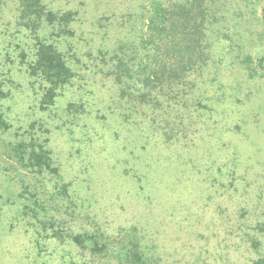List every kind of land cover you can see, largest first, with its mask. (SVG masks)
Here are the masks:
<instances>
[{"label":"rangeland","instance_id":"374dc122","mask_svg":"<svg viewBox=\"0 0 264 264\" xmlns=\"http://www.w3.org/2000/svg\"><path fill=\"white\" fill-rule=\"evenodd\" d=\"M178 1L184 0H44L53 10L78 12L72 40L78 76L61 106L74 95L87 111L79 107L84 121L72 132L53 131L50 146L62 179L46 175L37 189L39 180L14 177L0 161V264H124L70 237L97 229L105 236L137 235L152 264H254L264 254V247L257 252L245 241L264 222V38H257L264 34V0H247L246 8L243 2L241 26L232 17L227 26L235 40L258 39L244 51L251 60L240 65L232 40H215L211 66L201 77L194 72L206 106L185 112V126H155L147 111L134 121L121 116L115 83L96 66L100 49L106 55L125 43L128 50L135 37L143 51L154 9ZM16 16L14 2L0 0V64L9 67H21L24 36ZM21 83H12L14 113L32 102ZM127 240L109 247L117 250Z\"/></svg>","mask_w":264,"mask_h":264},{"label":"trees","instance_id":"16d2710c","mask_svg":"<svg viewBox=\"0 0 264 264\" xmlns=\"http://www.w3.org/2000/svg\"><path fill=\"white\" fill-rule=\"evenodd\" d=\"M12 1L16 5V25L24 40L17 56L21 67L0 64V161L2 169L14 177L20 174L39 180L35 185L38 189V186L46 185V175L54 179L63 176L50 146L54 132L61 127H69L72 132L74 124L84 121L79 107H84V113L87 111L84 101L74 100V95L70 96L66 106H61L63 96L78 76L77 66L72 63L76 55L72 53L75 51L72 40L77 36L79 18L77 11L53 10L44 0ZM243 2L246 8L249 5L247 0H184L168 6L160 4L149 20L147 40L141 39L144 47L147 46L144 54V50L136 46V37L129 44L132 51L125 49V43L108 55L100 49L98 56L102 64L98 62L96 66L114 81L117 89L115 101L119 103L121 116L134 121L138 116L141 118V111H147L152 116V124H168L162 127L165 129L169 124L185 126L189 122L185 112L200 113L206 105L199 96L204 94L200 92L202 87H199L194 72H200L201 77L204 69L211 66L215 40H232L230 47L241 52L243 61L239 62L240 65L252 58L244 51L247 44L258 39L250 36L249 41H244L242 35H237L235 40L230 32L227 34L230 17L235 21V27L241 26ZM257 38H264V34ZM103 63L107 66L103 67ZM21 68L25 73L18 76ZM244 68L247 70L246 65ZM17 78L21 81H15ZM14 82L21 85L23 82L31 94L26 96L32 99L28 108L22 106V112L16 110L18 113L11 109ZM192 95H198L193 97L196 102L193 106L190 104ZM176 100L179 102L174 104ZM174 107H179L176 112ZM174 113L178 114L177 117L173 116ZM58 185L55 183L51 192L55 193ZM61 189L68 193L66 186ZM66 198L77 206L72 195ZM260 226L261 233H248L249 238L245 240L257 252L264 247V222L261 221ZM54 237L58 238L57 234ZM70 237L78 244L88 242L92 251L104 253V256L111 252L124 264H152L145 261L139 251L138 236L128 232L118 237L105 236L97 229L96 233H72ZM126 239L127 243H121L117 250L109 247L114 241ZM71 263L77 264L75 260ZM60 264L66 263L62 261ZM254 264H264V254Z\"/></svg>","mask_w":264,"mask_h":264}]
</instances>
